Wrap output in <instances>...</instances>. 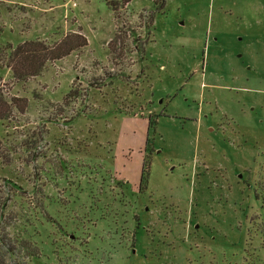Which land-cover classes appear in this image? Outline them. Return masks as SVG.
Returning <instances> with one entry per match:
<instances>
[{
	"label": "rangeland",
	"instance_id": "1",
	"mask_svg": "<svg viewBox=\"0 0 264 264\" xmlns=\"http://www.w3.org/2000/svg\"><path fill=\"white\" fill-rule=\"evenodd\" d=\"M0 58L5 264H264V0H0Z\"/></svg>",
	"mask_w": 264,
	"mask_h": 264
},
{
	"label": "trees",
	"instance_id": "2",
	"mask_svg": "<svg viewBox=\"0 0 264 264\" xmlns=\"http://www.w3.org/2000/svg\"><path fill=\"white\" fill-rule=\"evenodd\" d=\"M109 1V0H108ZM112 8L113 4L110 3ZM78 37V36H77ZM80 37V36H79ZM82 38V37H81ZM86 44V39L73 41L69 38L62 40L56 44H48L43 40H26L19 43L14 48L11 45L3 47L5 54L6 66L12 70L13 77L17 81L26 80L29 77L38 75L49 60L62 58L70 53V51ZM7 56V57H6ZM1 60V58H0ZM26 103H22L17 98H12L9 102L6 101L0 94V119H6L11 115L13 109L24 111ZM156 123V120H150V124ZM149 163L145 162L142 178L140 181V189L147 186L149 176ZM146 188V187H145ZM0 264L7 263L8 259L14 258L18 254V247L11 246L5 240H0ZM34 256V255H32ZM15 264H25L22 260H15Z\"/></svg>",
	"mask_w": 264,
	"mask_h": 264
}]
</instances>
